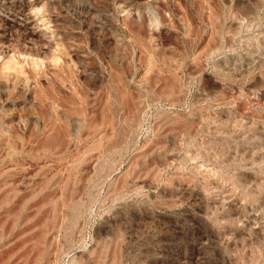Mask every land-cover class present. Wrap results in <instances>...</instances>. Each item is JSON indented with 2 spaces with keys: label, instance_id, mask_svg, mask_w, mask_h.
<instances>
[{
  "label": "rangeland",
  "instance_id": "rangeland-1",
  "mask_svg": "<svg viewBox=\"0 0 264 264\" xmlns=\"http://www.w3.org/2000/svg\"><path fill=\"white\" fill-rule=\"evenodd\" d=\"M0 264H264V0H0Z\"/></svg>",
  "mask_w": 264,
  "mask_h": 264
}]
</instances>
